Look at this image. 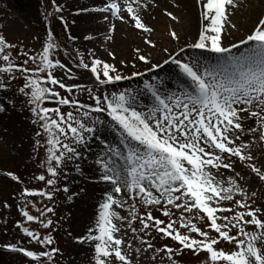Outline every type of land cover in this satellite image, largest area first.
<instances>
[{"label": "snow or ice", "instance_id": "6c2138e0", "mask_svg": "<svg viewBox=\"0 0 264 264\" xmlns=\"http://www.w3.org/2000/svg\"><path fill=\"white\" fill-rule=\"evenodd\" d=\"M150 4L151 0H108L94 11L109 13L122 22L133 23L144 33H151L153 29L145 25L141 15ZM200 4L202 27L198 39L189 47L216 53V62L210 63L200 56L181 59L180 53L185 51L184 48L164 60V64L176 66L177 79L184 78V83L175 90L161 92L157 85L146 81L145 88L153 98L146 112L137 110L131 103L135 97L126 92L101 96L94 94L92 89H86L94 100L92 106L63 97L54 87H49L58 85L67 92H72L73 87H82L67 86L54 76L53 70L63 69L65 65L52 58L53 49L58 45L50 30L41 53L30 56L22 51V55L27 57L22 64H16L9 51L16 46L0 34V58L5 63L0 67V74H9L12 79H16L17 74L23 77V86L18 91L28 98L27 103L36 117L33 123L39 124L41 131H37L36 136L46 137L45 164L49 175H38L36 180L44 181L54 191H59L56 185L63 166L67 161L81 157L78 148L93 138L104 143L98 133L105 127V121L93 116L94 113H106L110 118L108 127L119 137V144L107 145L96 160L101 170L100 180L108 183L112 191L106 193L99 205L98 234H92L93 230L89 229L86 237L94 242L95 264H134L142 251L146 253L154 249L148 241H142L147 244L146 249H133L123 236H116L121 227L115 221L124 220H128V226L134 233L133 222L139 220L141 231L152 230L162 238L176 242L179 245L177 248L165 245L154 249L156 253H164L171 264H178L174 257L185 250L205 252L208 257L205 264H264V207H256L257 193L253 191L249 195L240 183L248 184L250 174L264 182V165L258 167L254 162L253 142L245 143L242 139L245 122L254 119L261 128L258 139L264 141V16L258 19L246 39L240 41L246 45L240 51L237 44L223 46L221 39L225 26L231 23L230 15L240 7V0H200ZM166 15L177 20L171 12H166ZM104 19L109 17L105 15ZM231 26L235 27L234 24ZM114 30L115 25L112 24L111 31ZM170 35L179 40L175 31ZM106 38L112 37L109 35ZM85 39L92 37L86 36ZM145 43L155 47L151 40H145ZM233 48L237 49L238 55L232 52ZM136 52L140 61L151 63L140 54L139 49ZM109 55L115 59L113 53ZM30 62L34 68L28 67ZM78 66L90 69L99 85L124 79L114 64L99 58H94L89 65L81 55ZM152 67L162 66L156 64ZM3 87L5 84L0 79V88ZM46 99L55 100L58 105L72 104L81 112V118L78 119L71 111L63 113L59 106H43ZM3 111L5 107L0 104V112ZM84 118H88L90 124H86ZM247 130L253 134L257 132L256 128ZM36 145L40 146L39 139ZM238 162L248 172L242 174L236 171ZM221 169L234 175L227 182L218 179ZM6 175L22 182L14 173ZM63 191L68 193L69 188L65 186ZM114 194L123 196L117 198ZM237 194L239 199H236ZM23 195L47 196L51 200L53 193L25 188ZM68 199L71 200L72 196L69 195ZM137 202L148 209L144 216L138 215ZM223 202H230L235 208L224 207ZM125 204L129 207L128 217L121 216L113 208L114 205L124 207ZM5 207L8 205L5 204ZM153 209L162 211L167 219L154 216ZM173 209L180 213L176 219H173ZM47 212H53V208H47ZM224 213L232 215L229 217ZM40 214L44 215L43 212ZM22 215L28 221H39L38 216L31 215L27 210H23ZM194 220L206 224L208 230L202 229ZM40 223L48 228L53 221L48 219L46 223ZM249 226H253L254 230L248 231ZM233 229L237 235L230 234ZM211 231L217 235L211 236ZM23 232L38 244L53 243L50 235L41 238L28 227H23ZM222 241L234 244L236 250L226 252L218 249L216 246ZM7 247L32 258L36 264H47L52 260L53 253L58 251L56 248L35 252L16 245ZM131 251H135L137 257L130 256ZM42 258L47 260L42 261ZM152 258L155 259V256Z\"/></svg>", "mask_w": 264, "mask_h": 264}, {"label": "rangeland", "instance_id": "374dc122", "mask_svg": "<svg viewBox=\"0 0 264 264\" xmlns=\"http://www.w3.org/2000/svg\"><path fill=\"white\" fill-rule=\"evenodd\" d=\"M29 1L28 7L39 12L31 20H27L24 16L25 9L23 7L25 6H19V2H22V0H0V20L16 21L21 24L18 31L7 33L0 29V34L4 35L9 43L16 46L14 50L9 51H11L14 62L22 64L23 60L27 58L22 55V51L28 52L30 56L41 53L42 46L47 39V33L50 30L58 45L57 48L53 49L52 58L54 60L59 59L65 65L63 69H54V76L67 86H82L80 89L73 87L72 92L61 89L60 95L78 101L80 104L94 106V100L90 98L86 89H92L94 94L101 96L126 92L135 97L131 101L133 106L139 111L146 112L153 102L151 93L145 88L146 81L157 85L161 92L166 89L175 90L181 83H184L182 78L180 80L177 79L178 70L176 66L171 63L164 64V60L175 55L181 48H184L185 51L180 53L179 58L184 60L189 57L200 56L202 60H208L214 64L217 59L216 53L189 47L190 44L198 39L199 31L202 27L200 0H192V3L190 1V7L188 5L184 10L181 8L179 1L163 9L160 16L156 17L157 19L154 18L150 24L148 23L147 26L153 29L149 34L136 29L133 23L116 19L118 22L114 25L118 28L121 26L120 34L115 32L116 27L114 31H111L112 24H110V26H106L101 30H96V32L100 33L98 37H94L96 35L94 32L89 33L88 36L92 37V39L80 37L73 30L76 18H70L69 16H72L76 11L79 14V8H76L77 5L70 4L72 10L68 11L66 7H62L61 0ZM256 1L240 0V7L234 10V14L230 15L231 23L225 26L221 34L223 46L231 47L232 44H237L240 51L244 50L246 45L241 44L240 41L246 39L258 19L264 16V0H261L259 10L254 12L252 16L250 15L252 14V7L258 8L255 5ZM97 3H92L91 7L82 4L86 8L85 10L98 15L96 14L98 12L94 11ZM57 8L61 10L57 11ZM229 11L232 12L233 10L229 9ZM166 12H171L177 17V20H172L171 17L166 15ZM109 16L113 18L111 15ZM232 24L235 25L234 28L231 26ZM172 31L177 33L179 40H171L169 33ZM185 33L187 34L182 38L181 36ZM109 35L112 37L111 39L106 38ZM84 40H88L86 44H83ZM145 40H151L155 47L145 43ZM136 49H139L140 54L145 55L151 63L146 64L140 61ZM110 52L114 54L115 59L109 55ZM232 52L239 54L235 48L232 49ZM81 55L84 62L89 65H91L94 58L114 64L124 79L113 81L107 85H98L90 69L78 66ZM156 64L162 67H152ZM3 66H5V63L0 58V67ZM28 67L34 68L35 66L30 62ZM0 79L5 84V87L0 88V104L5 107L3 112L13 115L10 127H5L4 120L0 122V128L7 132L10 140L16 136L15 148L13 144L11 145V143L0 139V264H36V261L32 258L25 256L23 253L12 251L7 245H16L35 252L51 251L53 248L58 249L57 252L53 253L52 260L47 261V264H95L93 259L94 242L88 241L86 237L89 235V229L93 230L92 234H98L96 221L99 205L105 199L106 193L112 191L108 183L100 180L101 170L96 163L97 158L102 155L107 145L119 144L117 133L108 127L107 122L110 118L107 117L106 113L93 114V116H99L100 119L105 121V127L98 133L104 143L93 138L94 140L89 139L86 145L80 146L78 150L81 152V157L66 162L56 185L59 191H54L52 186L46 185L44 181L35 179L36 176L41 174L46 175V177L49 175L46 172L45 164L47 156L46 137L43 135L41 137L36 136L37 131H41L39 124L33 123L36 117L30 110L31 105L27 103L28 98L18 91L23 86L24 79L19 74H17L16 79H12L9 74H0ZM161 81H163L162 84ZM48 86L54 87L55 90L58 87V85ZM43 106H59L63 113L66 114L71 111L78 119L81 118V112L73 107L72 104L58 105L55 100L46 99L43 101ZM74 109L76 110L75 113ZM84 122L90 124L88 118H84ZM248 128H256L257 132L253 134L247 130ZM260 131L261 128L255 120L249 119L245 122V134L242 137L245 143L253 142L251 151L254 162L258 167L264 165V141L258 139ZM38 139L40 140V146L36 145ZM92 149H96L99 154H95ZM92 166H95V174L91 172ZM236 171H240L242 174L248 172L239 162L236 165ZM9 172L19 176L22 182L12 180L10 176L6 175ZM233 175L232 172L221 169L218 179H223L227 182L228 178ZM248 179V184H243L242 181L240 183L248 191L249 195L253 191L257 193L255 206L264 207V182L259 181L254 174H250ZM93 184H107L108 190L99 195L97 199L93 194ZM65 186L69 188L68 193L63 191ZM25 188L51 192L53 193L52 199L49 200L47 196L41 197L39 195L34 197L24 196L23 190ZM10 194L15 196L16 202L10 203L7 197ZM69 195L72 196L71 200L68 199ZM114 195L117 198L123 196V194ZM124 198L127 199V197ZM239 198L237 194L236 199ZM5 204L10 205L11 208L5 207ZM223 206L235 208V205L230 202H223ZM49 207L53 208V212H47ZM92 208L93 212L91 215ZM113 208L121 216H129L127 204L124 207L114 205ZM136 209L139 216H144L148 211L138 202ZM23 210L29 211L31 215L38 216L39 221H28L22 215ZM152 211L154 216L167 219L163 217L162 211L156 209ZM173 211L175 212L173 219L178 218L180 215L179 211L175 209ZM41 212L44 215H41ZM224 215L231 217L232 213H224ZM48 219H51L53 223L48 228H44L40 221L46 223ZM83 220H86L85 227ZM115 222L121 227V232L115 235L118 237L123 236L127 243L132 245L133 249H146L147 244L142 243V241H148L153 244L154 249L163 248L165 245L173 248L179 247L170 238H162L152 230L141 231L142 225L139 220L134 221L132 225L136 229L135 233L129 228L128 220ZM194 222L198 223V226L202 229L208 230L203 222L198 220H194ZM219 222L223 223V221ZM21 225L36 232L41 238L50 235L53 238V243L51 245H43L32 241L23 232ZM247 230L253 231L254 228L249 226ZM181 231L184 232L185 230L181 229ZM230 234L237 235V232L233 229ZM210 235L215 237L217 234L211 231ZM216 247L226 252L236 250L234 244L223 241ZM154 249L148 250L146 253L142 251L138 255V259L134 260V264H171L164 253H156ZM82 253L86 254L87 259L85 261L81 258ZM129 255L137 257L135 251H131ZM153 256H155V259L152 258ZM174 259L178 260V264H205L208 257L203 251L195 253L185 250L182 254L175 256ZM46 260L47 258H42V261Z\"/></svg>", "mask_w": 264, "mask_h": 264}, {"label": "bare ground", "instance_id": "6f19581e", "mask_svg": "<svg viewBox=\"0 0 264 264\" xmlns=\"http://www.w3.org/2000/svg\"><path fill=\"white\" fill-rule=\"evenodd\" d=\"M177 1H179L181 3V8H183V10L186 9V7L192 3V0H151L150 6L147 9H144L141 13L142 19H143V22L145 23V25L147 26L148 23L150 24V22L153 21L154 18H156V17L158 18L160 16L163 9L170 7L171 5L174 4V2H177ZM190 1H191V3H190ZM107 2H108V0H83V1L82 0H61L62 7L63 8L66 7L68 9V11L72 10V8L70 7V4H72V3L74 5H77L76 8H79V10H78L79 14L76 11L72 16H69V17L70 18L71 17L76 18L75 19V26L73 27V30L80 37H86L91 32L96 33V35H94V37H98V35H100V33L96 32V30H101V29L105 28L106 26H110V24H116L118 22L115 18H110L109 13L98 12V13H96L98 15H95V14H92L91 12H88L87 10H85L86 8L83 7L84 5L85 6L88 5V7H91L92 3L93 4L97 3L96 8H101ZM142 2H143V0H142ZM260 2H261V0H257L255 2V5L258 6V8L257 7L251 8L252 9V14H250L251 16L254 14V12H257L259 10V8L261 6ZM28 4H30L29 0H22V2H19L20 7L25 6V7H23L25 9V13H24L25 18H27V20H31V18L36 17L37 14H39V12H38V10L29 8ZM189 7H190V5H189ZM105 15H107L109 17L108 20L104 19ZM20 27H21V24L19 22H16V21L10 22L8 20H0V29L3 32L12 33V32L18 31L20 29ZM115 27H116L115 32H118L120 34L121 33V30H120L121 26H119V28L117 26H115ZM170 33H169V36H170L171 40H175L171 37ZM145 34H149V33H145ZM186 34L187 33L183 34L181 37L184 38ZM87 41L88 40H84L83 44H86ZM12 118H13L12 114H9L7 112H0V122L5 120L4 125L6 128L10 127L9 125L12 122ZM0 139L11 143V145L13 144L14 148H15L16 136L12 140H10L7 132L3 131L1 128H0ZM92 150L95 151V154H99L96 151V149H92ZM99 150H101V149H99ZM87 167H88V165H87ZM91 172L93 174H95V166H92ZM92 187H93V194L97 199H98L99 195H101L104 191L107 192V190H108L107 184H101V185L93 184ZM6 195H7V193H6ZM7 197L9 199L10 203L16 202V198L14 195L10 194ZM8 207L11 208L10 205H8ZM92 212H93V208L91 209V215H92ZM89 222H90V219H89ZM83 224L85 227L86 220H83ZM81 258L83 259V261H85L87 259L86 254L82 253Z\"/></svg>", "mask_w": 264, "mask_h": 264}]
</instances>
